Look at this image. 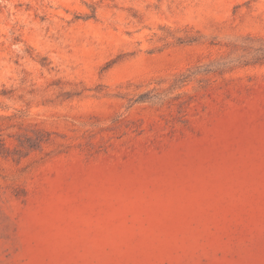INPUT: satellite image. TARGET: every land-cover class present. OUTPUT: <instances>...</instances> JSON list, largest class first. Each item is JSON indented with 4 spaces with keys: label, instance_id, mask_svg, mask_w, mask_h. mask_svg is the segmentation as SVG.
Returning a JSON list of instances; mask_svg holds the SVG:
<instances>
[{
    "label": "rangeland",
    "instance_id": "1",
    "mask_svg": "<svg viewBox=\"0 0 264 264\" xmlns=\"http://www.w3.org/2000/svg\"><path fill=\"white\" fill-rule=\"evenodd\" d=\"M0 264H264V0H0Z\"/></svg>",
    "mask_w": 264,
    "mask_h": 264
}]
</instances>
